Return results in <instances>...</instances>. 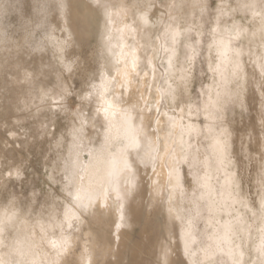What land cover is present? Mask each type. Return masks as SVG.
<instances>
[{"label": "bare ground", "instance_id": "6f19581e", "mask_svg": "<svg viewBox=\"0 0 264 264\" xmlns=\"http://www.w3.org/2000/svg\"><path fill=\"white\" fill-rule=\"evenodd\" d=\"M20 1L0 0V42H6L15 31L25 25H39L36 22L39 18L34 20L35 12L29 17L22 14ZM104 2L110 5L107 12L103 8L94 10L92 0H63L62 8L55 7L57 0H42L33 9H37L36 6L40 8L42 23L51 12L58 14L59 28L63 31L64 43L70 50L74 47L79 49L81 43L78 37V14L83 22L99 15L94 45L98 78L93 83L95 89L91 86L93 98L87 100L90 110L81 113L78 120L71 118L68 137L62 138L65 140H62L65 142L64 151L59 155L55 166L64 179L62 190L65 199L62 205L60 208L52 205L53 209L46 210L47 212L29 211L15 224H9L12 237L19 234L27 239L17 246L16 252H11L10 248L0 250V260H35L37 264H53L58 259V249L52 248L49 242H59L64 238L69 243V250L60 258L70 264H157L162 258V250L169 253L171 264H177L176 260L183 264H216L217 259H222V264H243L245 256L248 257V253L252 251L249 256L253 257L249 264H253L259 255V247L264 243V184L261 183L264 160L260 158L259 174L254 177L256 187H259L257 196L261 198L259 210L247 200L241 186L242 180H246V173L243 174L245 162L251 160L254 153H260L261 150L264 152V132L257 131L259 125L264 131V111H255L257 106L264 107V97L254 87H245L240 94L243 109L239 103L235 106L228 103V92L234 88L230 83L232 69L227 63L221 68L224 78L216 77V83L220 85L217 88L210 71V63L212 67H216V52L213 49L210 57L208 44L212 43V28L217 29L218 37L222 35L227 39L229 35L235 36L232 21L238 23L233 20L236 13L239 9L250 13L256 24L254 28L243 25L244 31L239 37L242 42L234 40L233 47L240 52L241 84H245L246 80H258L260 65L264 64V13H261L259 0H242L236 4L237 7L227 8L220 1L211 16V23L207 25L205 21L209 20V13L202 12L200 7L195 6L198 0H165L166 4H174V8H168L162 3L157 5L156 1L152 5L150 1L147 25L136 22L133 11L125 10L124 6L135 4V0ZM202 3H205L204 0ZM245 4L256 6L246 8ZM13 13L19 14L17 17L20 23L12 27L11 24L14 23L8 17ZM258 13L260 14L257 15ZM225 14L231 18L229 25L226 17L224 18ZM173 21L184 27L195 24L201 31L209 33L202 63L209 73L210 81L203 88L211 89L213 97L217 91L222 93L221 102L225 110L222 113L224 122L221 127L229 133L227 150L223 154L215 151L214 138L208 135L189 137L182 125L202 127L206 123L204 114H197L195 103L189 113L186 107L188 100L184 101L183 113L180 112V106H176L173 113L169 111L172 107L169 100V108H161L160 112H167L168 117H173L175 125L161 126L157 133L160 138L158 143L143 144L140 150L143 160L135 151L122 156L121 149L128 143L122 137L125 121L122 110L128 109L131 104H137L139 109L147 101L155 117L156 101L160 98L158 89L171 84L169 77L178 76L181 68L185 67L184 56L178 49L179 58L174 67L169 69L168 54L161 47L169 46L165 43L163 33L167 24ZM159 22L163 26L161 29V26L155 27ZM133 51L136 55L135 71L131 68L130 54ZM197 65L200 68V62ZM126 69L127 77L124 75ZM201 90L200 86L199 93L194 98L191 97V100L203 106L208 95L205 91V95L200 97ZM102 100L114 105L107 118L103 112L97 113ZM252 111H255L254 116L249 119ZM229 113L234 116L245 113L246 117H239L234 122L237 127L233 128L234 125L226 120ZM196 117H202V122ZM241 118L249 119L245 132L238 127ZM163 119L167 120V117ZM82 121L86 122L81 134H74L73 126L80 128ZM109 126L113 140L106 143L105 129ZM153 127H157L155 119ZM63 142L58 141L57 145ZM188 143L193 144L192 149L188 148ZM188 153L196 156L198 163L195 167L182 162ZM125 161L131 165L130 170L124 169ZM176 176L179 177V188L173 187ZM197 177L200 178V183L206 182V189H200ZM201 191L210 192V195L200 200ZM69 192L73 196L79 193L85 203L89 199L93 201L87 210L76 213L79 219L70 229L67 223L60 226L66 209L70 207ZM209 204L212 206L211 211ZM4 207L0 208V221L4 220ZM255 210L259 211L262 218L257 226L247 222L249 215L254 214L255 217ZM41 225L45 226V230H42ZM138 225L142 238L134 240L132 236ZM226 225L231 227L227 234ZM152 227H155L156 233L160 229L164 230L167 238L155 237L151 232ZM251 228L253 231L249 232ZM147 247L152 248L153 260L142 257V254H150ZM141 250L143 253L140 255ZM240 252H243V258L239 255ZM184 258L185 262L182 260Z\"/></svg>", "mask_w": 264, "mask_h": 264}, {"label": "rangeland", "instance_id": "374dc122", "mask_svg": "<svg viewBox=\"0 0 264 264\" xmlns=\"http://www.w3.org/2000/svg\"><path fill=\"white\" fill-rule=\"evenodd\" d=\"M128 1L131 2V0ZM150 1L135 0V4L148 6ZM155 1L157 5L161 3V0ZM220 1L227 8L235 7L242 0H214V3L212 0H204L206 4H211V16ZM41 2L42 0H21L20 5L25 13L22 12V14L26 17L35 12L33 13L36 16L34 20L36 21L39 18L36 22L42 27L39 25L32 27L25 25L22 29H18L19 31H15L17 34L14 32L15 34L13 33L6 42H0V168L4 169L3 176L0 177V208L7 207L8 201L14 197L16 201L15 211L19 213L22 210L25 214L29 211L34 213L38 210L47 212L53 209L52 205L60 208L65 199L62 190L64 179L55 166L59 155L64 151L65 142L63 141L68 137L71 117L64 112H57V106L54 103L58 99L55 94L57 91L55 86L70 84L78 92L83 88L85 92H81L80 95H84L91 90V86L98 78L94 45L97 40L99 15H94L90 18L91 20L88 18L83 22L78 14V37L81 43L79 49L74 47L70 50L67 49L66 43H64L63 31L59 28L58 14L55 11L51 12V15L48 14L49 16L43 18L42 23L40 8L36 6L37 9L33 10L35 5ZM17 16H19L18 13H13L8 17L14 23L11 24L12 27L20 23ZM226 16L227 14L224 15V18ZM236 17L232 18L238 21V23L232 21L234 25H246L254 28L256 24L250 13L243 12V10L239 9ZM226 20L229 25L231 18L226 17ZM155 27L161 29L163 26L159 22ZM237 42H242V38ZM205 44L204 47L206 48ZM21 45H23V48L20 47ZM204 54L201 58L202 62H204ZM72 61H78V64L74 65V71L71 74L63 71V64ZM203 66V63L200 62L202 72L200 68H197L199 66L196 65L197 73L189 86L192 98L199 93L200 86H205L210 81L209 73ZM18 68L21 74L18 79L14 80L13 75ZM32 69L37 70L36 77L31 82H24L23 71H31ZM93 74H95V79H92ZM255 109L259 113L264 111V107L261 106H257ZM78 110L80 113H86L90 110L87 100L83 102V106L79 107ZM255 111L250 113L249 119L252 118V115L254 116ZM244 114L234 116L229 113L226 115V120L234 125L233 128H236L237 125L234 122L239 117H244ZM196 118L199 122L203 120L202 117ZM241 120L238 127L245 132L247 131L248 120L247 118L246 120L241 118ZM257 131L264 132L260 125L257 127ZM58 141L63 143L57 145ZM252 150L255 149L252 148ZM262 152L263 150L260 153H254L251 160L245 162L243 174L246 173V180H242L241 186L247 200L257 210H259L261 198L257 196L259 187H256L254 177L259 174V160ZM9 166L13 173L11 177L8 175ZM17 169H19V175L16 174ZM255 212V217L254 214L249 215L247 222L257 226L262 218H260L259 211L255 210ZM135 229L136 231L132 237L134 240H140L142 238L140 225ZM155 230V227H152L151 232L155 237L167 238L164 230L160 229L158 233ZM252 231L251 228L249 232ZM5 248L0 247V250ZM148 250L151 251L150 254L148 253L145 256L142 254V257L153 260L152 248L147 247ZM141 253H143L142 250L140 255ZM251 253L252 251L248 253V257L245 256L244 258V261H248V264L253 257L249 256ZM182 260L184 261L185 258ZM176 262L177 264H183L180 260H176ZM222 262V259L216 260V264H222Z\"/></svg>", "mask_w": 264, "mask_h": 264}, {"label": "snow or ice", "instance_id": "6c2138e0", "mask_svg": "<svg viewBox=\"0 0 264 264\" xmlns=\"http://www.w3.org/2000/svg\"><path fill=\"white\" fill-rule=\"evenodd\" d=\"M214 3V0H212ZM93 5H95L94 10L104 9L107 12V9L110 5L104 2V0H92ZM161 3L164 4L168 8H174V4H166L165 0H161ZM151 4H155V0H151ZM196 7H200L201 11H207L209 13V20L205 21V24L211 23V4L210 3H202V0H198ZM247 7H255V4H245ZM57 8L63 7V0H57V4L55 5ZM125 10L133 11V15L136 16V22L143 23L147 25L149 23L148 19V6H144L141 4H132L125 5ZM259 7L261 9V13H264V0H259ZM222 13V7H221ZM139 13L138 15H136ZM258 13L257 15H259ZM171 20V17H169ZM233 29L235 30V36L229 35L227 39H225L222 35L218 37V31L215 28L210 30V34L212 36V43L208 44V51L211 57V53L213 49L216 52V67H212L210 63V71L213 73V81L216 84V87L219 88L220 85L216 83V77L220 76L222 79L224 78V73L221 71V68L224 67L225 63L229 67H231V81L234 85L233 89H230L228 92V103L235 106L237 103L240 104V107L243 109L244 105L240 102V94L241 91L244 90L245 87H254L261 97H264V64H261V73L260 78L258 80L245 81V84H241V76L239 72V50L233 47V41L239 39L244 29L242 26L234 25ZM159 31V30H157ZM208 32L201 31L198 26L193 24L191 27H184V25L175 24V22H170L164 28L163 38L165 43L168 44V47L161 46L163 51L168 54V68L172 69L175 65V62L179 58L180 52H182L184 56V65L185 67L181 68L180 74L178 76H170L169 79L172 80L171 84H167L165 88H159L158 92L160 93V98L156 101V110L155 117L152 115V110L146 101L145 104L138 109L137 104H131L128 109H124L125 113V121L123 127L122 137L128 141L127 144L123 145L121 149L122 156L130 155L131 151H135L136 155L143 160V157L140 156V150L143 147L145 142L147 143H158L159 136L157 133L161 130V126L166 125H175V121L173 117H168V113H161V108H169V100L172 103V107L169 108V111L175 113L176 106H180V112H184V101L188 100L186 107L189 110V113L193 110V105L195 103V111L197 114L201 112L204 114L206 123L200 127L192 124L182 125L185 129L189 137H199L201 135H208L214 138L213 148L220 154H223L227 150V136L229 133L226 129L222 128L223 124L222 113L225 110L224 104L221 102L222 93L220 91L216 92L215 97H213L211 89H204L202 86V90L199 94L200 97L205 95V91H207L208 100L204 102L203 106H201L198 102H193L191 100V95L189 93V85L192 80L195 78L196 73V65L198 62L202 63V57L204 54V43L208 39ZM159 39V37H158ZM23 48V45L20 46ZM178 49L180 52H178ZM131 68L135 71L136 68V55L135 51L131 54ZM78 61H72L71 63L63 64V71H67L71 74L74 71V65H77ZM20 70L17 69L16 73L13 75V79L16 80L20 76ZM127 69L125 70V77H127ZM37 75V70L32 69L24 70L22 73L24 82H31ZM92 79H95V74H93ZM129 83H131L129 81ZM95 85H93V89H95ZM57 91L55 94L58 96V99L54 101L57 106V112H64L69 115L74 121L78 120L81 116L78 108L83 106V102L86 100H91L93 98L94 92L87 91L84 95H80L81 92H85L82 88L76 91L72 85L70 84H58L55 86ZM114 105L107 101L102 100L100 106L97 108V113L103 112L105 118L108 116V112ZM147 109V111H145ZM135 113V115H132ZM167 117V120L163 119ZM183 115H181V120H183ZM153 119H155L157 127H153ZM86 121H82L80 123V128H76L73 126V133L76 135H80L82 129L84 127V123ZM262 125H264V121H262ZM218 130V132H217ZM119 139V138H118ZM113 140L112 129L109 126L105 129V142L109 143ZM193 144L188 143V148L192 149ZM261 159L264 160V152L261 153ZM182 162L188 163L190 167H195L198 161L196 160V156L194 154L188 153L185 155L184 160ZM131 165L124 162V169L130 170ZM4 169L0 168V177L3 176ZM11 167L9 166L8 175L11 177L12 175ZM16 174L19 175V169L16 170ZM172 174L170 173L169 183H172ZM197 183L200 189H206L207 184L200 183V178L197 177ZM261 183L264 184V176H261ZM175 188L180 187L179 177L176 176V182L173 185ZM196 189L193 190L195 193ZM210 195V192L201 191L200 200H204L207 196ZM69 204L70 207L65 211V218L60 222V226L62 227L64 223L68 224L69 229L73 226V223L79 219L76 215L78 212H82L87 210L93 203L91 199L85 203V201L81 198L79 193L73 196L71 192H69ZM66 197V199H69ZM6 198V197H5ZM16 206L15 198L13 197L8 201V205L5 208L4 212V220L0 221V224L3 226L0 227V247L10 248L11 252L18 251L17 246L24 242L27 237H21L19 234L17 236L12 237V233L9 230V224H15L17 220L20 219L21 216H24L25 213L21 210L19 213L12 211ZM209 211L212 210L211 204L208 205ZM262 209H264V204H262ZM30 219V217H29ZM35 227V224L33 225ZM42 230H45V226L41 225ZM231 231L230 225H226L225 232ZM10 237H12L10 239ZM51 247L54 249H58L57 252V261L53 262V264H70V262H66L61 259V255L67 253L69 250V243L66 239L61 238L59 242L50 241ZM259 255L256 257L253 264H264V243L259 247ZM11 252L9 255H11ZM239 255L243 258V252H240ZM169 253L167 250H162V258L157 261V264H171L169 260ZM0 264H37L35 260L27 261V260H0ZM243 264H248V261H244Z\"/></svg>", "mask_w": 264, "mask_h": 264}]
</instances>
